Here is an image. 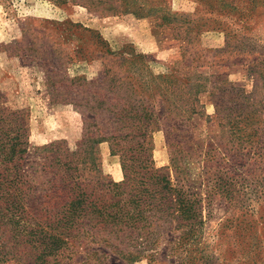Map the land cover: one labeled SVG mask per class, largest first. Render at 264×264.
<instances>
[{"label": "rangeland", "instance_id": "rangeland-1", "mask_svg": "<svg viewBox=\"0 0 264 264\" xmlns=\"http://www.w3.org/2000/svg\"><path fill=\"white\" fill-rule=\"evenodd\" d=\"M155 3L170 10L158 12L166 29L148 15ZM224 96L257 110L248 123L264 148V0H0V264H33L29 228L47 225L53 197L54 206L68 200L63 150L83 157L71 170L81 188L103 202L130 200L135 172L103 136L136 130L110 112L132 105L155 118L146 136L120 146L144 160L147 182L166 178L195 199L200 223L184 234L191 226L174 211L167 221L147 213L120 233L98 226L68 237L64 263L264 264V150L224 159Z\"/></svg>", "mask_w": 264, "mask_h": 264}, {"label": "trees", "instance_id": "trees-1", "mask_svg": "<svg viewBox=\"0 0 264 264\" xmlns=\"http://www.w3.org/2000/svg\"><path fill=\"white\" fill-rule=\"evenodd\" d=\"M149 7L151 8L143 10L147 9L149 17L151 20L156 21V25H163L165 28L166 25L162 24L157 17L160 16L158 12L161 11L170 13V10H165L167 6L155 3L149 5ZM170 17L165 18L167 20L166 23L170 22ZM165 29L161 33H164ZM156 34L158 35V32ZM164 37L158 36V39L161 41L164 40ZM161 79L164 80L163 82L167 81L170 83V86L174 85L172 83H176L170 74ZM170 79L172 82H170ZM202 88L203 86L198 84V88L193 91L194 98L188 110L189 112L191 111V114L197 112L198 100L196 97L201 93ZM224 97L223 119L231 132L230 142L222 146L224 159L233 162L239 156L249 154L253 149H255L258 157H262L261 152L264 148L257 146L255 143L258 141L254 140V137L259 135L256 134L259 129L249 127V123L252 124L254 117H260L257 110L249 103H241V110L235 104L236 97ZM247 98L250 99L251 95H248ZM110 112L117 124L123 121L127 123L139 122L138 126L135 127L136 130L132 131V133L124 135L127 132V128L122 125L119 127L121 134L103 136L104 139L108 137L112 140L113 148L118 146L121 147L120 151H124L122 152L121 160L123 169L126 171L130 169L135 172L134 176L128 177L131 184L130 193L132 197L125 204H123L122 200L103 202L102 199L96 198L97 196L88 187L81 188L79 181L75 179V174L71 170L78 166L83 157L78 160L74 158L75 152L68 149L63 150L65 155L58 158L60 161L58 164L64 171L59 193H63V196L67 197L68 200L62 201L60 199L58 204L54 206L53 203L56 200L53 197L50 201L51 207L47 209L45 214L47 225H37L35 228H29L30 234L34 236L32 245L37 254L34 255V259L28 258L27 260L33 264H66L60 256L62 251L70 246L68 237L77 236L79 240V236L92 233L98 226L114 228V230L120 233L128 230L131 226L135 227L145 216L147 217V213L152 214L153 217H156L160 221H167V216L171 214L173 217L174 211H177V217H180V220H183L187 226H191L189 230L184 231V234H190L189 232L195 228L194 225H199V212L196 207V200L188 196L184 190L173 188L166 178L151 175L149 178L152 180L147 182V177L145 179L144 176H139L142 173L140 164L144 163V160L141 161L135 158L133 156L135 153L133 154L130 150H126L120 146L122 145L120 142L122 139H129L135 142L141 136H146V131L151 125L152 119L155 118L154 113L147 107L140 108L138 105H132L131 108L113 106ZM256 122L259 123L258 118H256ZM15 138L16 146H18L17 154H24L27 148L23 145V142L18 140L19 134ZM0 188L5 189V185L2 182ZM172 194H175V196L172 197ZM116 195L117 197L120 196L119 190ZM230 196V194H227V197ZM52 207H54V210H51ZM112 208L114 209L111 210ZM177 245L178 247L184 245L181 237L180 243Z\"/></svg>", "mask_w": 264, "mask_h": 264}]
</instances>
